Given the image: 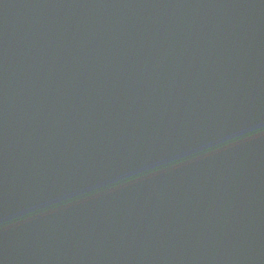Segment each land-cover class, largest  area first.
I'll list each match as a JSON object with an SVG mask.
<instances>
[{"label": "water", "instance_id": "95a60500", "mask_svg": "<svg viewBox=\"0 0 264 264\" xmlns=\"http://www.w3.org/2000/svg\"><path fill=\"white\" fill-rule=\"evenodd\" d=\"M0 264H264V0H0Z\"/></svg>", "mask_w": 264, "mask_h": 264}]
</instances>
